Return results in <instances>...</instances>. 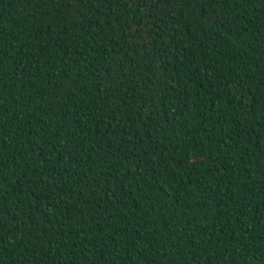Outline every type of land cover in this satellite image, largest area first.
Wrapping results in <instances>:
<instances>
[{
	"label": "trees",
	"instance_id": "trees-1",
	"mask_svg": "<svg viewBox=\"0 0 264 264\" xmlns=\"http://www.w3.org/2000/svg\"><path fill=\"white\" fill-rule=\"evenodd\" d=\"M0 264H264V0H0Z\"/></svg>",
	"mask_w": 264,
	"mask_h": 264
}]
</instances>
